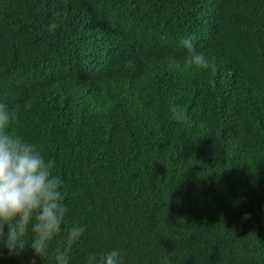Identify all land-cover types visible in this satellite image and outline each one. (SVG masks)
<instances>
[{"label":"trees","instance_id":"trees-1","mask_svg":"<svg viewBox=\"0 0 264 264\" xmlns=\"http://www.w3.org/2000/svg\"><path fill=\"white\" fill-rule=\"evenodd\" d=\"M0 103L68 207L48 256L0 264H56L73 225L69 264H264V0H0Z\"/></svg>","mask_w":264,"mask_h":264},{"label":"clouds","instance_id":"clouds-1","mask_svg":"<svg viewBox=\"0 0 264 264\" xmlns=\"http://www.w3.org/2000/svg\"><path fill=\"white\" fill-rule=\"evenodd\" d=\"M57 26L54 21L48 30L54 31ZM180 46L186 50V68L215 69L204 53L197 51L193 37L182 39ZM131 64L129 61L126 67ZM24 107L30 109L31 102ZM19 111V105L9 109L0 103V245L8 250L9 255H19L30 248L36 257L43 259L49 255L51 241L60 235L68 213L62 191L64 180L54 174L55 161L52 158L46 159L37 145L8 131ZM170 111L172 119L181 123L186 120L179 105L171 104ZM65 231L63 248L58 246L54 252L56 264H69L71 248L86 229L73 225ZM30 234L31 242L28 243ZM87 264H122L121 252L112 249L99 258L93 253L87 258Z\"/></svg>","mask_w":264,"mask_h":264}]
</instances>
